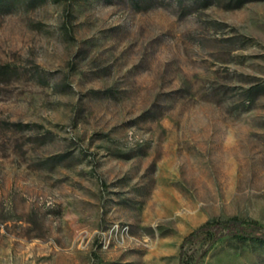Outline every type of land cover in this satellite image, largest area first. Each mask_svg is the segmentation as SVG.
<instances>
[{
    "label": "rangeland",
    "instance_id": "rangeland-1",
    "mask_svg": "<svg viewBox=\"0 0 264 264\" xmlns=\"http://www.w3.org/2000/svg\"><path fill=\"white\" fill-rule=\"evenodd\" d=\"M23 0L0 14V264H264V0Z\"/></svg>",
    "mask_w": 264,
    "mask_h": 264
},
{
    "label": "trees",
    "instance_id": "trees-1",
    "mask_svg": "<svg viewBox=\"0 0 264 264\" xmlns=\"http://www.w3.org/2000/svg\"><path fill=\"white\" fill-rule=\"evenodd\" d=\"M20 0H0V14L13 12ZM27 5H34L42 0H23ZM204 5H209V0H203ZM200 232H213L214 240H219L226 235L239 236L246 239L264 240V227L256 220L245 221L238 217L218 219L207 222L184 239L183 244L195 237Z\"/></svg>",
    "mask_w": 264,
    "mask_h": 264
}]
</instances>
